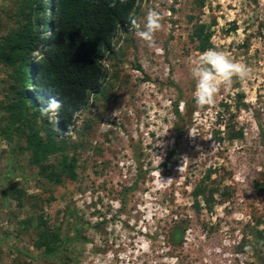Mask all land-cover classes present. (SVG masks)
<instances>
[{"label":"rangeland","instance_id":"374dc122","mask_svg":"<svg viewBox=\"0 0 264 264\" xmlns=\"http://www.w3.org/2000/svg\"><path fill=\"white\" fill-rule=\"evenodd\" d=\"M23 5L0 0V39L19 30ZM149 8L164 15L155 34L160 51L128 20L102 60L100 91L58 135L75 162L73 177L58 184L41 177L24 138L0 131V264H43L32 244L39 214L61 237L79 227L67 244L71 264H264L257 242L264 236V0H140L131 16L143 22ZM206 33L209 48L251 74L222 85L214 106L199 107L190 68L209 49H200ZM9 72L0 62V129L9 122ZM60 159L56 153L48 162ZM15 188L24 191L20 200ZM175 225L185 226L177 244ZM17 232L26 253L6 237Z\"/></svg>","mask_w":264,"mask_h":264},{"label":"trees","instance_id":"16d2710c","mask_svg":"<svg viewBox=\"0 0 264 264\" xmlns=\"http://www.w3.org/2000/svg\"><path fill=\"white\" fill-rule=\"evenodd\" d=\"M23 1L24 22L18 31L0 39V62L10 68L12 80L8 87L10 100L4 104L9 122L0 131L8 140L13 134L23 137L22 148L31 152L30 161L38 167L39 175L58 184L64 175L74 176L75 165L64 154L66 140L58 135L75 123L80 109L100 91L107 74L102 60L112 51L113 37L125 28L140 0H114L115 7L109 6L113 0ZM199 36L200 49H208L210 33ZM53 98L61 103V109L56 120L49 123L48 117H41L39 107ZM240 135L231 134L230 138ZM56 153L61 159L56 164L48 162ZM13 193L20 200L24 191L15 188ZM58 229L51 228L43 214L38 215L32 244L41 250L36 257L43 264H71L74 259L67 244L78 240L79 227L65 237ZM184 229L175 225L172 243L181 242ZM6 237H13L27 252V242L19 232ZM257 242L264 247V236Z\"/></svg>","mask_w":264,"mask_h":264},{"label":"clouds","instance_id":"9594fccd","mask_svg":"<svg viewBox=\"0 0 264 264\" xmlns=\"http://www.w3.org/2000/svg\"><path fill=\"white\" fill-rule=\"evenodd\" d=\"M123 2L124 0H121V3ZM109 6H116L114 0ZM163 20L164 15L155 8L148 9L143 22L138 21L134 16L129 17L135 35L145 42L147 47L155 49L157 52L160 49L157 46L155 34L162 29ZM191 64L190 73L195 80L193 97L199 107L214 106L222 85L231 86L234 77L244 81L251 74L247 64L235 61L227 52L216 48H209L194 59ZM60 109L61 103L53 98L46 105H41L39 112L41 117H48L50 114L57 116ZM189 135L195 137L198 134L192 129L189 130Z\"/></svg>","mask_w":264,"mask_h":264}]
</instances>
